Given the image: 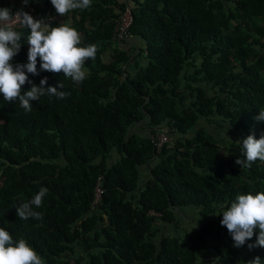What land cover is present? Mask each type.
I'll list each match as a JSON object with an SVG mask.
<instances>
[{
  "label": "trees",
  "instance_id": "obj_1",
  "mask_svg": "<svg viewBox=\"0 0 264 264\" xmlns=\"http://www.w3.org/2000/svg\"><path fill=\"white\" fill-rule=\"evenodd\" d=\"M4 7L75 28L80 47H97L78 85L63 73L28 74L36 86L44 77L62 84L64 99L42 96L25 111L0 95V227L14 242L26 240L44 264H264V248H248L258 229L236 248L220 223L238 195L264 192V161L235 163L245 158L239 142L264 134L255 119L264 110V0H91L63 17L50 0ZM17 31L14 66L28 62L29 30ZM162 130L170 141L159 149ZM41 188L33 210L42 219H20L15 208ZM168 226L184 237L166 235Z\"/></svg>",
  "mask_w": 264,
  "mask_h": 264
},
{
  "label": "clouds",
  "instance_id": "obj_2",
  "mask_svg": "<svg viewBox=\"0 0 264 264\" xmlns=\"http://www.w3.org/2000/svg\"><path fill=\"white\" fill-rule=\"evenodd\" d=\"M50 2L56 13L62 17L71 10H85L91 6V0H50ZM17 24L29 30L28 62L14 66L12 61L23 47L22 33L15 28ZM80 44L81 36L75 28L63 24L52 27L45 20L34 19L23 10L13 14L8 7L0 8V95L9 103L18 101L25 111H31V102L38 101L42 96L66 98L70 93L60 90L63 89L62 84L47 86L48 78L44 77L40 80L39 86H36L29 80L28 74L38 76L40 72L63 73L74 84L82 83L88 76L85 62L96 58L97 47L95 45L80 47ZM26 83L32 86L25 92L23 86ZM255 119L264 122V110L260 111ZM239 143L245 158L236 159L237 165L250 168L253 162L264 161V134L259 139L249 135ZM47 191V188H41L29 202L16 207L17 216L22 220L42 219L41 213L34 211L33 206L36 208L42 206ZM220 216H222L220 223L230 233L234 247L244 246L258 229L256 243L249 244L248 248L250 250L255 247L264 248V192L255 195H238ZM0 264H44V262L26 240L20 239L14 242L9 232L0 227ZM248 264H262V262L259 257H255Z\"/></svg>",
  "mask_w": 264,
  "mask_h": 264
},
{
  "label": "built area",
  "instance_id": "obj_3",
  "mask_svg": "<svg viewBox=\"0 0 264 264\" xmlns=\"http://www.w3.org/2000/svg\"><path fill=\"white\" fill-rule=\"evenodd\" d=\"M131 21H132L131 15H130V12L128 11V13H126L123 16L122 22H121V25H120V35H119V39L120 40L128 38L127 29L130 26ZM15 28H16V30H18V29H20L22 27L19 24H17V25H15ZM159 135H161V137H163L164 139L163 138H159ZM167 136L169 137L168 132L166 130H162L157 135V143H158L159 149L163 146L164 143L170 141V140H168ZM102 194H103V190H102V183H101V178H100L98 186L96 188V196H95V200L93 202V208H95L99 204V202H100V200L102 198ZM208 261H211V260L208 259ZM71 264H73V263H71Z\"/></svg>",
  "mask_w": 264,
  "mask_h": 264
},
{
  "label": "crops",
  "instance_id": "obj_4",
  "mask_svg": "<svg viewBox=\"0 0 264 264\" xmlns=\"http://www.w3.org/2000/svg\"><path fill=\"white\" fill-rule=\"evenodd\" d=\"M19 4L22 5V2H19ZM187 213H189V212H187ZM187 213L183 214V218H184V220H185V218H188L187 220H189V221H186V220H185V222H186L188 225H191L193 219L196 217V212H194V211L191 212V213H195V214H194V215H195L194 218H190L191 216H189V217L186 216ZM190 219H191V220H190ZM183 224H184V223H183ZM184 227H186L185 224H184V226H181V228H184ZM165 232H166V235H167V234H171V235H174V234H175V235H180V236L184 237V233H183V231L180 230V229L175 231V229H174L173 226H168V227H166V228H165Z\"/></svg>",
  "mask_w": 264,
  "mask_h": 264
},
{
  "label": "rangeland",
  "instance_id": "obj_5",
  "mask_svg": "<svg viewBox=\"0 0 264 264\" xmlns=\"http://www.w3.org/2000/svg\"><path fill=\"white\" fill-rule=\"evenodd\" d=\"M209 127H211V125H208ZM159 138H163V137H161V135H159ZM167 138H168V140H170V137H168L167 136ZM164 139V138H163ZM195 213H191V212H189V213H187V215L186 216H191L190 218H194L195 217V215H194ZM188 218H185V220L186 221H189V220H187ZM191 220V219H190ZM180 223H184L185 224V221H181ZM184 224H182V226H184ZM186 225V224H185ZM187 227H190L189 225H186ZM212 260V261H214L215 260V256L214 255H211V256H208L207 257V260Z\"/></svg>",
  "mask_w": 264,
  "mask_h": 264
}]
</instances>
